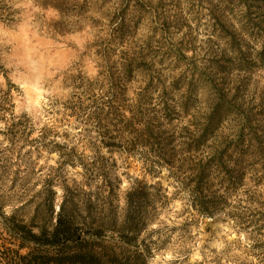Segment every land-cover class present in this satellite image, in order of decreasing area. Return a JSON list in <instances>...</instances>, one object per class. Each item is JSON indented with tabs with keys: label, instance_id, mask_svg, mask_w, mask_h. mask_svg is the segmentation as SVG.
<instances>
[{
	"label": "rangeland",
	"instance_id": "1",
	"mask_svg": "<svg viewBox=\"0 0 264 264\" xmlns=\"http://www.w3.org/2000/svg\"><path fill=\"white\" fill-rule=\"evenodd\" d=\"M0 68V264L9 218L109 231L139 184L145 264H264V0H0Z\"/></svg>",
	"mask_w": 264,
	"mask_h": 264
},
{
	"label": "trees",
	"instance_id": "2",
	"mask_svg": "<svg viewBox=\"0 0 264 264\" xmlns=\"http://www.w3.org/2000/svg\"><path fill=\"white\" fill-rule=\"evenodd\" d=\"M1 93L0 91V121L6 118L5 114L8 112L6 105L11 102L10 87L5 93ZM16 125L13 123L11 127H16ZM235 154H237V158L242 160L247 156V152L243 154L237 152ZM233 155L231 152H215L211 158L215 162L227 160L228 165L231 166L235 163L232 161ZM216 167L220 168L219 164ZM233 168L228 169L227 173L239 169L237 165ZM205 171L198 166L193 171L194 176L191 182L195 183L193 192L195 193L196 202L199 204V211L202 214L211 215L210 207L206 206L205 199L201 196L203 192H210L211 190V186L203 188L211 184L210 179L205 175ZM220 185L221 187H228V185L225 186V182H221ZM148 189L146 185L140 186L139 184L126 193V209L122 221L118 224L115 218L111 219V229L109 231L104 230L102 225L97 228L87 227L89 223L77 227L74 218L66 214L64 204L60 206V210L55 217V223H52L53 207L50 208L48 223L46 222L41 226L33 223H15L13 217L9 218L8 221L20 238L24 242L33 244V247H30L25 255L17 254L15 256L16 263L145 264V257L151 249L146 244L140 243L137 240V235L143 220L142 206L147 198L146 191H149ZM52 195L55 197L56 193L52 191ZM130 252L132 253L130 254Z\"/></svg>",
	"mask_w": 264,
	"mask_h": 264
}]
</instances>
